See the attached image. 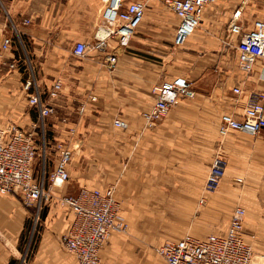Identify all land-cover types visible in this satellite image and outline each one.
Wrapping results in <instances>:
<instances>
[{"label":"crops","instance_id":"1","mask_svg":"<svg viewBox=\"0 0 264 264\" xmlns=\"http://www.w3.org/2000/svg\"><path fill=\"white\" fill-rule=\"evenodd\" d=\"M125 1H144L145 17L127 48H118L115 39L109 40L108 53L118 58L117 68L110 72L104 54L73 55L77 43L92 46L96 42L105 7L102 0H0L6 17L0 16L2 35L13 37L7 31L10 23L33 45L31 55L39 70L33 92L40 91L46 100L54 83L63 82L62 94L53 103L56 112L47 118L54 143L50 148L46 142L43 155L38 152L33 180L47 181L54 172L58 143L72 151L68 179L51 187L52 198L42 202L38 215L24 206L20 196L0 194V264H78L64 245L74 214L57 199L76 196L82 188L114 186L128 220L153 217L152 207L165 209L167 218H196L198 223L190 230L194 234L189 235L199 239L225 237L234 207L242 203L258 211L253 226L246 214L245 241L254 249L260 233L264 234V217L259 216L264 211V132L253 148L248 134H230L228 148L233 157L227 178L216 194L204 189L218 152L222 115L241 119L250 99L264 92V60L257 61L251 73H244L236 48L239 38L234 37L230 55L222 53L221 43L238 10H242L241 22L246 28L255 20L264 21V0H250L245 5L242 0H218L207 6L200 28L181 47L174 45L180 21L169 8L154 0ZM13 45L14 40L0 69V126L9 121L26 123L28 129L19 126L29 133L39 110L22 113L25 102L16 101L14 80L21 79V58L13 52ZM214 60L220 65L217 75L207 77ZM12 64L17 68L10 69ZM180 77L191 84L196 97H181L156 128L143 131L141 114L156 102L153 89ZM25 82L21 83L23 89ZM235 88L242 93L235 95ZM83 105L86 110L80 113ZM116 118L127 122L130 129L112 130ZM71 128L76 129L73 135ZM237 140H243L242 148L231 146ZM239 176L245 178L244 185L236 181ZM203 198L206 204L197 210ZM220 210L226 214L222 219ZM35 215L39 228L28 247L26 235ZM144 230L138 227L135 234H144ZM101 264L167 263L156 258L145 243L114 235L102 253Z\"/></svg>","mask_w":264,"mask_h":264},{"label":"built area","instance_id":"2","mask_svg":"<svg viewBox=\"0 0 264 264\" xmlns=\"http://www.w3.org/2000/svg\"><path fill=\"white\" fill-rule=\"evenodd\" d=\"M104 10L102 24L96 34V42L89 46L79 42L73 49L77 58H85L89 52L104 54L108 71L113 72L118 65L114 53H108L109 40L115 39L118 48H127L142 24L146 3L125 0H102ZM169 8L179 19V27L174 41L175 47L183 46L198 30L202 23L204 9L218 0H154ZM250 0H242L245 5ZM242 10H238L230 22L222 43L230 48L234 37L239 38L237 51L239 53V68L244 73H251L257 61L264 60V21L255 20L251 28H246L241 22ZM26 25L30 21H25ZM13 44L12 37H6L0 32V69L4 65V56ZM12 64L10 69H16ZM1 83V77H0ZM35 84L26 81L24 91L31 108L39 110V119L53 116L56 112L54 102L63 91V82L57 80L49 96L45 100L40 91L33 92ZM233 92L240 95L242 90L235 88ZM156 96L154 107L141 114L144 121L143 131L152 130L167 118L176 107L181 97H194L191 84L185 78H177L164 82L153 89ZM86 107L80 108L84 113ZM113 126L120 130H129L130 125L120 118L113 121ZM38 125L34 124L29 133L24 132L19 125L9 122L0 126V194H15L22 198L27 209H41L42 202L52 198L51 187L57 182L68 179V167L72 161V151L65 144L57 146L58 161L54 172L46 181L33 180V163L38 154L36 133ZM246 133L258 136L264 132V92L255 94L244 109L241 119L233 114H224L219 124V137L224 140L232 133ZM70 133L75 134L74 129ZM44 146L46 141L44 138ZM226 162L216 156L212 162L211 171L206 184V192L214 193L220 187L225 176ZM242 184L243 179H237ZM62 207H70L74 214V222L64 238L66 250L72 254L78 264H101L102 253L109 240L114 235H126L130 225L123 215V206L117 200L115 187L106 190L87 188L80 189L76 196H65L57 199ZM246 210L237 207L232 215L228 234L225 237L210 235L199 239L186 235L179 241H167L156 249L167 264H263L260 256L254 252L252 244L245 241L244 222ZM255 239V236H253Z\"/></svg>","mask_w":264,"mask_h":264},{"label":"rangeland","instance_id":"3","mask_svg":"<svg viewBox=\"0 0 264 264\" xmlns=\"http://www.w3.org/2000/svg\"><path fill=\"white\" fill-rule=\"evenodd\" d=\"M0 16H3L4 20L6 19L5 12H3V10L1 9V6H0ZM7 31L9 32L10 35L13 36L12 37V39L14 40L13 52L16 53L17 56L19 55L21 58L19 63H18V65H19L18 74H19L21 79L20 80H14V81H17V86H16L17 90L15 91L16 101L17 102H19V101L25 102V107L22 108V113L24 111H25V113H28V111H32V108L28 104V97H27V94L25 93V91L23 89V84L26 80L27 81L31 80L33 82V84H35L36 79L39 78L38 65H36V63L33 61V57L31 55L33 45H32V43L27 42L23 38V36L17 32L16 28L12 27V25L10 23H7ZM223 40H224V38H223ZM221 44L223 45V46L221 45L222 53H225L226 55H230V53H228L229 48L226 47L227 48L226 49L225 45L223 43H221ZM92 45H94V44H92ZM94 52H96V51H94ZM96 53H99V52H96ZM99 54H101V53H99ZM210 55L213 56V53ZM219 67H220L219 62H215V60L212 61V64L208 68L207 73H206L207 77L211 76L212 73L214 75H217V69ZM21 83H23V84H21ZM193 92H194V97H192V98H195L196 92H195V90H193ZM17 108H18V103L14 109H17ZM10 109H12V108H10ZM9 122H14L17 125L26 127L27 129L29 127L28 125H26V123H20V122H16V121H9ZM9 122L5 123V125H7ZM34 124L38 125V129L35 130V133L37 134L36 135V144L39 148L38 152H39V155H43V153L45 152V149H46L44 146V138L46 139V142L48 143V147L51 148L53 143H54V141L51 139V135H52V133L50 131L51 125H50V122L48 119H45L44 121H42L39 119V117L34 121V123H31L30 126H33ZM112 127H113L112 130L116 129V128H114V126H112ZM71 129H74L75 133H76L75 128H71ZM31 130H32V127H31ZM258 136H250V139L252 141V143H251L252 148L254 147L255 140L257 139ZM50 139H51V142H49ZM59 144H65V143H58L55 147L56 150H57V146ZM242 144H243V140H239V141L237 140L236 142H233L231 144V146H238V147L242 148ZM232 152L233 151L228 148L227 138L222 140L219 137L218 138V152H217V154H215L214 158L216 156H220L221 158H223L226 162V170L228 168L230 158L233 157ZM214 158H213V160H214ZM211 166H212V163H211ZM226 170H225V176L222 178V181L227 178ZM210 171H211V167H210V170H209V173L207 175L206 182H205V187H204L205 192H206V184H207V180H208ZM239 177L240 178H238V179L244 180L242 183V185H244L245 184V178H243L242 176H239ZM222 181H221V183H222ZM47 182H48V180L46 181V184H47ZM47 187L48 186L46 185V188ZM219 189L220 188H218V190L214 194H216L219 191ZM205 204H206V200L204 198L201 199V201L197 205L198 206L197 210H199V208L200 209L203 208V206ZM237 207L246 208L248 221H249L251 226H253L256 223V221H258L257 219H255V215L258 213V211H256L254 209V207H251V209H249L248 207H246V205H243L242 203L236 204L234 209H236ZM30 210H31V212H35L37 215L40 212V210L38 211L35 208H31ZM150 212L153 215V217H151V218L133 219V220H128L126 218L124 212H123L124 217L126 218L128 224L130 225V231L128 234L122 235V236H125L130 241L145 243L147 246V249L149 248V250L154 254V256L156 258L160 259L161 261H163V263H165V260L156 253V249L159 248L162 244H164L167 241H176V240L180 239L182 236H184L185 234H194V233H192L193 227L198 223L197 222L198 219H196V218H167V217H165L167 214V211L163 208L157 209L155 207H152L150 209ZM261 214L264 217V211L262 213H259V216H261ZM224 216H226V214H224L223 211L220 210L219 218L222 219ZM138 227L140 229H143L145 227V230L143 231L144 234H140V235L135 234V230ZM38 228H39V222L37 221V216L36 215L32 216L31 217V224H30L28 233L26 235V240H25V242H26L25 244L28 247L32 243L33 238L35 239V234H36ZM182 229H184V230H182ZM191 229H192V232L190 231ZM107 248H108V245H107L106 249ZM254 250H255V253L257 256H260L261 254L264 255V234L260 233V235L258 237V242L254 245ZM27 251H28V249H27Z\"/></svg>","mask_w":264,"mask_h":264},{"label":"bare ground","instance_id":"4","mask_svg":"<svg viewBox=\"0 0 264 264\" xmlns=\"http://www.w3.org/2000/svg\"><path fill=\"white\" fill-rule=\"evenodd\" d=\"M261 262L264 264V256L260 255Z\"/></svg>","mask_w":264,"mask_h":264}]
</instances>
